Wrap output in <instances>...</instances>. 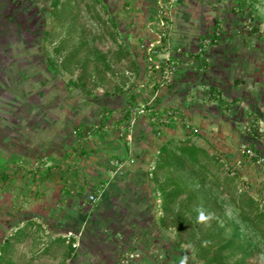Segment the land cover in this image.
Segmentation results:
<instances>
[{
    "label": "crops",
    "instance_id": "0c3cea01",
    "mask_svg": "<svg viewBox=\"0 0 264 264\" xmlns=\"http://www.w3.org/2000/svg\"><path fill=\"white\" fill-rule=\"evenodd\" d=\"M157 1L117 0L123 33L142 63L141 85L132 95L79 101L51 84L49 74L40 75L33 93L21 89L38 104H22L13 95L11 104H0V233L38 219L63 241L72 230L84 232L88 243L97 236L93 218L103 206L124 218L125 231L139 229L158 213L151 173L161 147L188 137L232 166L264 204V164L241 148L250 142L264 157L263 140L243 130L255 121L264 137V40L239 35L242 18L224 14V0H179L170 43L173 55L183 49L184 59L173 82L153 90L142 45L155 38ZM221 23L229 26L222 30ZM209 36L215 41L200 54L201 41ZM205 87L216 98L208 97ZM146 102L152 111L137 114L136 107ZM92 194L99 196L95 204ZM122 228L116 227L115 239L124 244H113L119 252L134 243V234L126 237ZM91 241L79 253L80 264H93ZM105 263L113 262L100 264Z\"/></svg>",
    "mask_w": 264,
    "mask_h": 264
},
{
    "label": "rangeland",
    "instance_id": "374dc122",
    "mask_svg": "<svg viewBox=\"0 0 264 264\" xmlns=\"http://www.w3.org/2000/svg\"><path fill=\"white\" fill-rule=\"evenodd\" d=\"M223 4H226L224 14L235 13L242 18L239 35L248 32L257 37L255 40H264V0H224ZM117 7V0H0V104H11V95L22 104H38L21 89L29 87L33 93L32 87H37L42 76L49 74L53 75L51 84L70 91L79 101L99 100L105 94L132 95L141 85L140 62L124 36ZM225 26L229 25L220 24L222 30ZM205 91L212 93L207 88ZM262 136L260 142H264ZM221 168L219 174L226 177L228 171L223 164ZM207 175L210 176L173 161L172 166L162 169L151 180L152 188L158 189L177 178L197 194L193 203H187L184 196L172 205L192 217L190 225L181 215L171 212L163 222L164 213L158 212L152 222L125 231L124 218L109 214V210L116 209L103 206L93 218L97 236L91 239L95 252L92 263L100 264L105 259L119 264L125 252L138 249L141 257L136 264H206L208 249H217L232 240L233 246L223 252L230 255L229 263L238 262L250 253L244 264H264L262 232L241 217L229 195L218 189L216 178ZM226 186L233 192V184ZM244 188L247 192L243 193L254 197L248 183L238 175L235 190L241 193ZM158 197L161 198L160 194ZM257 200L264 209L263 202ZM202 205L208 207L207 215H196L189 209ZM180 224L184 226L181 236ZM116 227L122 228L126 237L134 234L131 238L134 243L125 244L120 252L113 247L114 241L123 243L115 239L120 232ZM6 233H0V264H80L79 261H84L80 251L92 243L85 241L84 232L72 230L64 234L63 241L56 232L43 228L38 219L28 220Z\"/></svg>",
    "mask_w": 264,
    "mask_h": 264
},
{
    "label": "trees",
    "instance_id": "16d2710c",
    "mask_svg": "<svg viewBox=\"0 0 264 264\" xmlns=\"http://www.w3.org/2000/svg\"><path fill=\"white\" fill-rule=\"evenodd\" d=\"M55 4L57 5L58 2H56ZM119 24L121 25V22ZM139 65H140V70L142 72V63L140 62ZM210 89L213 92V89L212 88ZM215 94H217L216 91ZM213 98L216 97L214 96ZM254 123L257 122L254 121ZM254 131H255L254 139L256 141H260L259 139L260 136L262 135L260 134L261 131L259 126L255 128ZM252 147L257 151V154L259 155L260 150L256 149L254 144H252ZM173 161H179L181 164L185 166H189L195 170H200L201 175L204 174L205 177H209L210 175L207 174H211L212 177L216 178V184L220 192L224 195L225 193L229 195L230 199L239 209L241 217L246 222H249L253 226V228L262 232L264 237V209H262L261 203L253 196H251L249 193H243L247 189L245 188L240 189L241 193H238V191L235 190V183H236V179L238 178V173L236 171L233 172L234 170H232L229 167V164L225 160H223L218 155L211 154V152L205 149L204 147L195 144L190 139V137L185 138L183 140L169 141L167 144L161 147L157 155L151 173V180L155 175H157L158 172L162 171V169L172 166ZM222 164L225 166L226 170L228 171V175L226 177H222L219 174L222 169L221 168ZM228 183L234 185L233 192L227 190L226 184ZM153 192L156 194V196L160 194L161 201L160 204L157 206V209L158 212H161L160 213L161 215H163L164 213L162 217L163 222L165 221L166 216L169 215V213L171 212L174 213L175 215H181V217L187 224L189 225L192 224V217H188L186 214H183L182 209L177 210L175 207L172 206L178 201V199H181L184 196H186L187 198V203L194 202V200L197 198V194L193 192L190 189V187L182 183L179 179L172 178L168 182L164 183L163 186H159L158 189L154 188ZM189 209L194 211V214L196 215L199 214L207 215L209 212V209L206 205H202L198 209H192V208ZM175 226L177 225L175 224ZM183 230H184V226L180 224L178 226L179 236H181ZM5 243H7V241H5ZM233 244L234 242L232 240H228L225 243L219 245L217 249H212V250L208 249L205 256L206 264H231L228 261L230 255H225L223 254V252L225 248H229L233 246ZM248 255H250V253L249 254L246 253V255L244 254L242 256L243 259H240L238 262H235L233 264H244V260H245L244 258H246V256Z\"/></svg>",
    "mask_w": 264,
    "mask_h": 264
},
{
    "label": "built area",
    "instance_id": "2783aa9c",
    "mask_svg": "<svg viewBox=\"0 0 264 264\" xmlns=\"http://www.w3.org/2000/svg\"><path fill=\"white\" fill-rule=\"evenodd\" d=\"M179 0H158L157 1V14L156 19L152 24L156 27L155 38L153 41L149 42L147 45H142L145 52V71L148 77L152 81L151 88H155L160 85H168L173 82L174 77L176 76L178 69L180 67L181 61L184 59L183 49L179 48L176 55H173L170 43V37L173 30V18L172 12L173 7ZM247 26H250L246 23ZM251 27H248L250 29ZM221 33V29L217 31V35ZM215 37H206L201 41L199 46V53L204 54L214 43ZM206 88V87H205ZM210 88L207 87V90ZM211 90V89H210ZM214 94L209 92L208 97H213ZM137 114L145 115L151 112V103L146 102L139 107H136ZM136 113V112H134ZM173 111L169 112V116L172 117ZM257 123L254 121H247L244 124V132L255 138L254 129L257 128ZM261 131V130H260ZM242 150L245 155L252 161L264 163V158L259 157L257 151L252 147L250 142H245L241 145ZM118 162H116L117 164ZM229 167L234 170L232 166ZM235 172V170L233 171ZM159 196V195H158ZM157 196V204H160V198ZM99 196L92 194L89 197V200L92 204L97 203ZM72 232H70V235ZM70 235H68L70 237ZM141 257L139 250H131L124 253L120 258L119 264H136L138 259Z\"/></svg>",
    "mask_w": 264,
    "mask_h": 264
}]
</instances>
